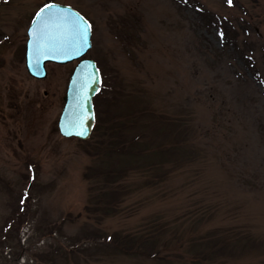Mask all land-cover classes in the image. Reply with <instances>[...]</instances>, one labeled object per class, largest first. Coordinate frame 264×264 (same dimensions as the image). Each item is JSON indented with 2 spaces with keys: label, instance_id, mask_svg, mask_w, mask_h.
Returning <instances> with one entry per match:
<instances>
[{
  "label": "rangeland",
  "instance_id": "rangeland-1",
  "mask_svg": "<svg viewBox=\"0 0 264 264\" xmlns=\"http://www.w3.org/2000/svg\"><path fill=\"white\" fill-rule=\"evenodd\" d=\"M45 1L0 0V264H264V0H53L91 21L98 111L119 89L120 118L182 119L188 161L169 140L99 160L103 121L87 141L59 135L72 65L36 79L23 57ZM127 163L112 182L94 173Z\"/></svg>",
  "mask_w": 264,
  "mask_h": 264
},
{
  "label": "trees",
  "instance_id": "trees-1",
  "mask_svg": "<svg viewBox=\"0 0 264 264\" xmlns=\"http://www.w3.org/2000/svg\"><path fill=\"white\" fill-rule=\"evenodd\" d=\"M222 33V37L225 39V41L228 39H233L231 35L226 36L225 29ZM107 87H110L109 84ZM103 91H106L105 88H103L94 99L97 119L94 130L100 126L101 121L107 125L104 126L103 129L105 138L101 142H98L100 146L93 147L94 153H97L96 155L99 160L104 159L103 157L105 155L110 157L109 160L111 161L112 159L117 160L119 156L128 158L138 157L142 151L149 149V146H157L160 148L159 144H162L165 140H169V151L176 152L184 150L183 156L185 161L192 159L194 154L197 153L195 145H193L192 141L188 138V136L191 134V126L189 123L184 124L182 119L176 117L170 118L162 112L158 113L151 109L145 108L148 106L131 111L127 108H124L123 114L126 115H123L124 118H120V116H122L120 115L121 109L115 107L114 103L117 100L116 92L119 91V89L111 92V97H108V99L104 98V104L102 106L103 109L102 111H98L97 101H99L98 97L100 95L103 96ZM139 120H143L142 124L144 126H142V128L135 129V127L132 125V122H139ZM127 166L128 163L127 165L123 166V168L122 166L119 168H115L114 166H106L103 168L98 167L97 169H94V173L98 179L112 182L114 178L123 176V171H128L129 168H126ZM115 203L116 200L110 199L109 201H106L107 206L104 208H111ZM112 237V234H106L101 238L105 240L104 244H109V242L113 241ZM119 247H121L119 248L121 251L129 253L128 248L125 247V245ZM142 251L143 254H150L144 250ZM202 252L203 251L199 253V256L196 255L197 260H199ZM196 259L194 258L192 260Z\"/></svg>",
  "mask_w": 264,
  "mask_h": 264
},
{
  "label": "water",
  "instance_id": "water-1",
  "mask_svg": "<svg viewBox=\"0 0 264 264\" xmlns=\"http://www.w3.org/2000/svg\"><path fill=\"white\" fill-rule=\"evenodd\" d=\"M53 4L57 5V7L52 9L51 12L67 17L65 27H70L71 24L77 20V14L79 13L73 8L57 3ZM36 13L26 31L27 40L25 45L24 63L27 72L31 76L42 78L46 74L44 67L46 62L53 61L56 63H66L80 58L91 45L90 30L87 36V42L83 45L77 42L74 46L78 48V52L69 50L65 55L58 50L59 44H50L48 43L47 37H45L40 41L41 51L37 54L33 43L34 37L31 34V30L34 28L33 20L36 19ZM79 16L82 15L79 14ZM35 27L39 29V21H37ZM100 83L101 77L95 62L88 58L80 59L69 75L66 91L63 97L62 110L58 118V129L63 137H77L79 139H86L89 137L94 125L92 99L99 91ZM81 133L84 134L82 135Z\"/></svg>",
  "mask_w": 264,
  "mask_h": 264
},
{
  "label": "snow or ice",
  "instance_id": "snow-or-ice-1",
  "mask_svg": "<svg viewBox=\"0 0 264 264\" xmlns=\"http://www.w3.org/2000/svg\"><path fill=\"white\" fill-rule=\"evenodd\" d=\"M227 2L229 5L232 4V0H227ZM56 7L57 5L53 3L43 5L36 13V19L33 20L34 28L31 30V34L34 37L33 43L37 54L41 51L40 41L45 37H47L48 43L59 44L58 50L65 55L69 50L78 52V48L74 47L77 42L81 45L87 42L91 25L77 14V20L70 27H65L67 17L51 12ZM37 21L40 22L39 29L35 27ZM221 36H223V33H221Z\"/></svg>",
  "mask_w": 264,
  "mask_h": 264
},
{
  "label": "bare ground",
  "instance_id": "bare-ground-1",
  "mask_svg": "<svg viewBox=\"0 0 264 264\" xmlns=\"http://www.w3.org/2000/svg\"><path fill=\"white\" fill-rule=\"evenodd\" d=\"M70 69H71V67H70ZM46 75H47V72H46Z\"/></svg>",
  "mask_w": 264,
  "mask_h": 264
}]
</instances>
